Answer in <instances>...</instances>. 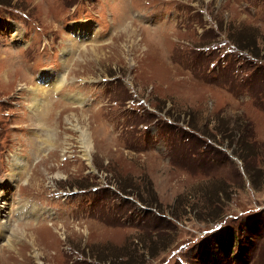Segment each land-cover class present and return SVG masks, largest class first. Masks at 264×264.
<instances>
[{
    "label": "rangeland",
    "instance_id": "374dc122",
    "mask_svg": "<svg viewBox=\"0 0 264 264\" xmlns=\"http://www.w3.org/2000/svg\"><path fill=\"white\" fill-rule=\"evenodd\" d=\"M6 187L0 264H264V0H0Z\"/></svg>",
    "mask_w": 264,
    "mask_h": 264
},
{
    "label": "trees",
    "instance_id": "16d2710c",
    "mask_svg": "<svg viewBox=\"0 0 264 264\" xmlns=\"http://www.w3.org/2000/svg\"><path fill=\"white\" fill-rule=\"evenodd\" d=\"M241 132H242V130L240 127L239 131L237 130L235 133L230 134L229 136H226V137L230 139V141H229L230 145H235V148L233 149L234 152L236 154H238L244 160V158L247 155H251V154L249 152L250 148H248L246 146V143L243 142L244 138H243V134ZM259 172H262V171H259ZM248 174L255 181L256 174H254L253 171L251 172L250 170L248 171ZM233 239H234V232L230 229L229 230L222 229L221 231H219L218 233H215L211 237L206 238L204 241H202L201 244H199L198 250L196 252L198 259H199V262L201 264H213L212 253H211V250H212L211 248H212L213 242L215 241L216 243H219L220 248L223 249L224 253H225V252H229L230 249L232 248ZM143 246L144 247L142 248V250H143L142 256H145L147 252L149 255L153 254L154 241L151 240L148 245H145V243H144ZM147 248H150V250L145 251V250H147ZM244 252H246V251H244ZM246 253H249V252H246ZM131 262L135 263V260H133ZM131 262H129V263L132 264Z\"/></svg>",
    "mask_w": 264,
    "mask_h": 264
},
{
    "label": "bare ground",
    "instance_id": "6f19581e",
    "mask_svg": "<svg viewBox=\"0 0 264 264\" xmlns=\"http://www.w3.org/2000/svg\"><path fill=\"white\" fill-rule=\"evenodd\" d=\"M128 29H130L129 30V32H131L133 35L135 34L136 35V33H137V30H136V33H135V30L133 29V27L132 26H129L128 27ZM128 29H126L125 31H127L128 32ZM19 33H17V35H18ZM96 48H94V47H92V48H87L86 50H85V54H87L88 52H95V54H96ZM97 55V54H96ZM83 58V57H82ZM95 58V57H94ZM97 59H98V56L96 57ZM67 65V64H66ZM44 78H46L47 76H48V74H46V73H44ZM59 78V77H58ZM54 81V80H53ZM58 83H59V81H58ZM61 83V82H60ZM34 86V88H33V90H35L36 92H42V90H41V88H39V87H36L35 85H33ZM47 90H45V92H46ZM35 93V92H34ZM44 93V92H43ZM38 94H36V96H37ZM43 95V94H42ZM39 96V95H38ZM45 96V95H44ZM46 97V96H45ZM34 98V97H33ZM47 98V97H46ZM44 101H45V99H43ZM37 101V100H36ZM44 101H43V103H44ZM80 101H81V99H80ZM42 103V102H41ZM32 105H35V104H32ZM36 107V106H35ZM44 107V106H43ZM39 109V108H38ZM47 110V109H46ZM82 112V111H81ZM83 113V112H82ZM83 114H85V113H83ZM72 117H74L75 118V116H74V114H72L71 115ZM41 116L39 115V116H36V117H34L33 119H35V120H38L39 118H40ZM42 118V117H41ZM43 120H41V124L42 125H45L43 122H42ZM41 125V126H42ZM43 127V126H42ZM84 132V131H83ZM83 134V133H82ZM88 133H87V131L85 130V132H84V136H85V138H84V140H85V156L87 157V159L90 161V156H89V154H90V149H91V139H89V137H87L86 138V135H87ZM18 159H20V158H18ZM18 163H19V167H21L20 166V164H21V160L19 161L18 160ZM24 165L25 164H23V167H24ZM15 175V174H14ZM16 176V175H15ZM12 178H10V179H8V180H10L11 181V183H13V181H14V176L12 175L11 176ZM33 177V176H32ZM32 180L33 179H35V177L34 178H31ZM32 180H30L29 181V183H31L32 182ZM9 181V182H10ZM8 186H10V184L8 185ZM8 187H6V192H5V194L2 196V197H0V232L2 231L1 230V228H5L6 227V229L8 228V225H7V223H8V220L10 219V217L8 216V204H9V199H10V197H9V195H8V189H7ZM25 206V205H24ZM38 209H37V206L36 205H30V208H29V211L31 212V213H35L36 211H37ZM13 218V217H12ZM12 218H11V220H12ZM12 226V225H11ZM20 226V225H19ZM27 226V225H26ZM15 227V226H14ZM5 229V230H6ZM21 230V231H20ZM28 230H29V228H25L24 226H21V227H16L15 228V230H14V233L12 234V236L10 237V239H13V236H14V234H16V233H19V232H22L26 237H28L29 239H27V242H25V244H28V245H34V244H37L36 243V240H37V238L35 237V235L33 234V233H30V231L28 232ZM3 231H4V229H3ZM2 231V232H3ZM5 233H3V235H4ZM1 235V234H0ZM1 237V236H0ZM23 238V237H22ZM8 240V239H7ZM8 244V247H12V242L9 240V242L7 243ZM39 254L38 253H36V256H38Z\"/></svg>",
    "mask_w": 264,
    "mask_h": 264
},
{
    "label": "water",
    "instance_id": "95a60500",
    "mask_svg": "<svg viewBox=\"0 0 264 264\" xmlns=\"http://www.w3.org/2000/svg\"><path fill=\"white\" fill-rule=\"evenodd\" d=\"M124 198H127V199H130V200H132V198H131V197H128V196H124ZM146 210H148V211H149V210H153V209H152V208H147V207H146Z\"/></svg>",
    "mask_w": 264,
    "mask_h": 264
}]
</instances>
